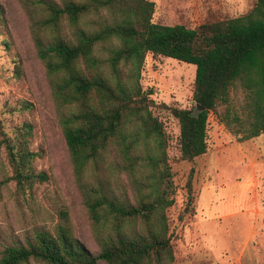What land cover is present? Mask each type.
Here are the masks:
<instances>
[{"label": "trees", "instance_id": "obj_1", "mask_svg": "<svg viewBox=\"0 0 264 264\" xmlns=\"http://www.w3.org/2000/svg\"><path fill=\"white\" fill-rule=\"evenodd\" d=\"M47 37L37 38L49 76L59 124L78 177L92 183L82 194L99 252H90L66 225L35 232L5 246L0 264H168L174 260L166 209L173 204L174 173L167 136L154 114L161 106L178 121L179 159L192 162L207 151L212 113L239 140L264 133V0L244 14L195 28L152 21L150 0H34ZM164 56L196 66L192 100L181 108L156 103L144 89L145 56ZM199 104L203 110L192 112ZM32 125L4 135L12 178L20 189L46 180L29 148ZM115 153L112 163L108 154ZM114 164L128 173L130 196L117 183ZM119 175V173H117ZM191 167L184 213H193ZM117 183V184H116ZM182 218V216H180ZM219 264V263H216ZM264 264V263H263Z\"/></svg>", "mask_w": 264, "mask_h": 264}, {"label": "rangeland", "instance_id": "obj_2", "mask_svg": "<svg viewBox=\"0 0 264 264\" xmlns=\"http://www.w3.org/2000/svg\"><path fill=\"white\" fill-rule=\"evenodd\" d=\"M33 1L0 0V254L5 246L33 239L38 230L53 233L60 225L68 226L95 254L100 248L82 197L92 178L88 171L78 177L71 163L59 124L60 110L37 53L36 39L47 37L48 31L41 27L43 14ZM150 1L153 22L195 28L244 14L256 0ZM195 71L194 64L147 53L140 82L144 89H154L151 97L156 103L190 108ZM153 111L167 136L176 189L173 204L166 209L174 251L168 264H263L264 133L241 141L211 113L207 151L189 162L179 159L177 119L161 106ZM24 122L32 125L29 148L40 153L33 168L47 175L25 190L12 178L1 143L4 135L12 136ZM108 160H117L114 152H109ZM113 166L117 183L131 196L128 173ZM191 167L194 211L189 214L183 209ZM97 264L106 263L98 260Z\"/></svg>", "mask_w": 264, "mask_h": 264}, {"label": "water", "instance_id": "obj_3", "mask_svg": "<svg viewBox=\"0 0 264 264\" xmlns=\"http://www.w3.org/2000/svg\"><path fill=\"white\" fill-rule=\"evenodd\" d=\"M201 110H203V107L201 105H199V104H196L192 114L196 115Z\"/></svg>", "mask_w": 264, "mask_h": 264}, {"label": "built area", "instance_id": "obj_4", "mask_svg": "<svg viewBox=\"0 0 264 264\" xmlns=\"http://www.w3.org/2000/svg\"><path fill=\"white\" fill-rule=\"evenodd\" d=\"M264 214V213H263Z\"/></svg>", "mask_w": 264, "mask_h": 264}]
</instances>
